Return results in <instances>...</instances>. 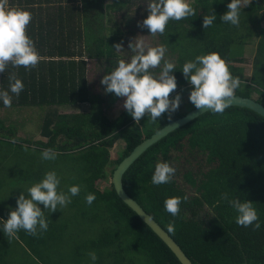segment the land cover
<instances>
[{"label": "trees", "instance_id": "1", "mask_svg": "<svg viewBox=\"0 0 264 264\" xmlns=\"http://www.w3.org/2000/svg\"><path fill=\"white\" fill-rule=\"evenodd\" d=\"M228 2L194 0L190 4L196 15L170 20L163 35H150L149 39L153 46L164 44L165 58L175 62L176 92L190 90L179 70L183 62L215 51L225 59L231 74L240 78V87L234 95L253 98L256 93V100L264 105V0L242 4L238 26L219 18L227 11ZM7 6L31 12L26 33L42 59L34 68L9 65L0 72V88L8 87L12 72L24 84L19 96L13 95L10 107L0 103V137L4 138H0V151L5 149L2 145L8 149L0 159L5 154L9 157L14 145H19L25 154L20 175L23 182H31L35 177L38 181L45 171L52 169L58 175L75 176L68 185L81 187L71 200L70 211L93 233L69 252L64 235L70 228L71 232L74 222L72 217L64 218L59 213L56 218L48 217V229L42 234L33 236L19 230L17 237L22 242H18L19 249L37 264H88L85 260L91 263L88 252L93 250L97 255L95 264H181L118 197L111 180L117 166L137 145L188 112L176 110L170 120L168 114H162L155 122L146 114L136 122L128 112L110 120L102 108L106 99L92 93L87 76L88 61L112 65L118 54L112 46L134 31L130 21L135 15H140L142 20L146 17L145 0H112L111 3L106 0H9ZM212 11L217 18L210 27L204 28L203 15ZM113 18L121 25L115 33L108 25ZM253 40L257 44L248 76L245 51ZM128 43H122L123 48L129 50ZM131 55L130 51L128 59ZM113 67L106 66L105 74ZM152 71L158 73L159 67ZM106 96L114 99L113 93ZM78 104H89L90 110L75 114L59 112L60 107ZM35 109L44 113L40 134L45 140L35 141L32 135L21 132L29 113ZM120 140L125 148L113 161L111 149ZM45 148L56 150L57 158L42 160L40 152ZM174 152L184 153L188 165L195 160L197 167H179L170 182L152 184L155 163L160 160L172 164L176 159ZM3 182L0 179V190ZM100 183L110 185L100 188ZM123 184L126 192L172 236L193 264H264V118L259 114L241 107L203 114L149 148L125 173ZM185 185L194 190L191 195ZM88 192L95 193L90 205L84 200ZM224 192L230 197L251 201L261 227L237 225L235 211L221 199ZM173 196L187 197L181 200L175 217L164 211L163 206L165 198ZM203 211L206 215L201 217ZM170 222L172 232L167 229ZM74 225L80 233V226ZM5 245L3 257L18 251L16 245ZM7 260L10 259H4L2 264H10Z\"/></svg>", "mask_w": 264, "mask_h": 264}, {"label": "clouds", "instance_id": "2", "mask_svg": "<svg viewBox=\"0 0 264 264\" xmlns=\"http://www.w3.org/2000/svg\"><path fill=\"white\" fill-rule=\"evenodd\" d=\"M243 0H229L227 11L219 16L220 20L234 26L240 22ZM147 15L138 26L147 28L150 35H163L170 20L179 21L196 15L195 8L189 0H145ZM247 4H244V6ZM215 12L203 15L202 26L210 27L216 20ZM32 19L30 11L20 8H9L7 0H0V72L11 65L12 68L23 66L34 68L42 59L32 38L26 33V27ZM115 51L123 49L122 44L112 46ZM132 52L129 59H117L110 72L101 77L105 93H113L124 97L123 107L134 121L139 122L147 115L150 121H157L162 114L175 112L181 103V94L176 92L177 82L173 70L177 69L174 61L166 59L167 47L164 44L148 46L143 39L134 38L128 43ZM159 67V72L152 69ZM184 79L190 85L188 100L196 108H205L213 113H222L228 108L234 92L240 87V78L231 74L224 58L212 51L196 55L183 62L179 68ZM8 87L0 88V103L10 107L13 95L19 96L24 88L20 78L12 72L8 77ZM170 93H175L171 97ZM13 142H15L13 140ZM26 147V146H25ZM58 153L53 148H45L40 152L42 160L52 161ZM176 168L168 161L158 160L151 175L154 185L166 184L173 179ZM61 176L56 170L45 171L42 177L23 189L16 197V206H9L7 218L0 217V232L9 239L15 237L19 230L36 236L48 229L49 213L71 203L72 197L80 192L79 184L67 185V190L60 187ZM95 193L88 192L84 196L86 204H92ZM187 197L173 196L165 198L164 211L175 217L180 211V203ZM221 199L235 211V223L244 227L251 225L254 229L261 227L258 213L253 203L247 199L230 197L227 192L221 193ZM43 205V210L39 206ZM169 232L174 230L170 222ZM91 264H95L97 255L89 251Z\"/></svg>", "mask_w": 264, "mask_h": 264}, {"label": "rangeland", "instance_id": "3", "mask_svg": "<svg viewBox=\"0 0 264 264\" xmlns=\"http://www.w3.org/2000/svg\"><path fill=\"white\" fill-rule=\"evenodd\" d=\"M9 1V0H7ZM194 0H189V3H192ZM107 3H111L112 0H106ZM249 2H251V0H243V5L244 4H248ZM114 19V18H113ZM113 19L111 20V23H109L108 25L110 26V30H112L113 33H115V31L117 30V28H121V25L119 23V21L115 18V22L113 21ZM138 21H142L141 16L140 15H135L132 19V21H130L131 24H133V30L131 31L129 34H126V36L122 37L121 41L118 42L120 44H124V42H129L130 40H133L134 38L137 39H143L145 41V44L148 46H153L151 43L152 40L149 39L150 34L148 33L147 28H142L138 26ZM264 26V23H263ZM110 33V32H109ZM154 44V43H153ZM156 44V43H155ZM256 44L257 42L255 40H253V42L251 44H249V46H247L246 51H245V58L248 61V66L246 69V75L250 76L251 72H252V63H253V59L255 56V50H256ZM126 45V43H125ZM127 46V45H126ZM118 54H116L117 58H115L112 63V65H116L117 59H125L127 60L129 57V53L130 51L127 50L126 48H123L119 51H116ZM115 56V57H116ZM109 65L108 62H96V61H88V66H87V76H88V81H89V86L90 89L92 91V93H94L95 95L100 96L102 99L105 98L106 102L103 105V110L105 115L110 119V120H115L117 119L121 114L127 112L124 107H123V101H124V97H117L116 95L113 94L114 99L112 100V98L107 97L106 93L104 92V85H102L100 83L101 77L103 75H105V67L107 66H112ZM181 103L178 107V111L179 112H189L192 108H194V106L190 103V101L188 100V94L189 91L186 93H181ZM253 98L257 99L258 98V94L253 93ZM90 110V106L89 104H78V105H73V106H68V107H60L59 108V112L61 113H70V114H75V113H87ZM44 113H41L40 111H38L37 109L32 110L31 113H29V120L27 121V124L25 125V127L23 128V130L21 131L22 134L23 132L28 133L30 135L33 136L34 140H40L43 137L41 136V125H42V119H43ZM140 122V121H139ZM2 138V137H0ZM1 140H4V138H2ZM45 140V139H42ZM6 141V140H5ZM7 143V142H5ZM5 148V149H3ZM125 148V143L123 141H117L116 144L114 145V147L111 149V159L117 160L121 154L123 149ZM1 149V148H0ZM2 151H0V156L2 157L4 155L3 151H8V149H6V145H2ZM10 149V148H9ZM11 155L9 157L6 156L3 157L2 159H0V164L3 166V170L0 172V179H3V187L0 190V217H3L4 219L7 218V213H8V208L9 206H11L12 208H15L16 206V197L20 194V192L25 189L27 186L31 185L32 183L36 182V177L32 178V181H26L23 182L20 178V175L22 173V170L24 168V164L22 163V161L24 160V155L23 151L20 149L19 145H14V147L11 149ZM174 156L176 157V159L172 162L173 166L176 168V170H179V167L181 169L185 168V167H189V168H196L197 164L195 163V160L192 161V165H188V163L186 162L185 158H187L184 153L180 154L178 152H174ZM191 160V159H190ZM1 166V167H2ZM0 167V168H1ZM205 167V166H203ZM194 170V169H191ZM179 174H181V172L179 171ZM61 176V188H64V190L66 191L67 188L66 186L68 185V181L71 179H75V176ZM181 181H183V178L180 176L179 177ZM109 183H100V188H104L109 186ZM186 188L189 191V194L191 195L193 193L194 190H192L189 185H185ZM73 198V197H72ZM42 210H43V205L40 204L39 205ZM70 204H68L67 206L57 209L54 212L49 213L47 210H45V216L46 218L52 216L54 218H56V215L61 213L63 215L64 218H68L69 216L72 217V221L78 225V227L80 226V233L78 232L77 228H74L75 225L73 223L72 225V230L70 232V229L65 233L64 235V242H65V246H68V251L70 252L73 248V246L78 243V242H82L87 240L88 238H90L93 233L92 230L89 229V227H87L88 225L80 222L78 220H76L73 216V212L70 211ZM208 211V210H206ZM206 211H203L201 213V217H204L206 215ZM87 227L86 230H84V228ZM84 230V233H83ZM91 230V231H90ZM22 244L21 241L18 240L17 235L11 239H9L6 235H4L2 232H0V264H2V262L4 261V259L8 258L10 260H7L8 262H10V264H12L11 260H14L17 264L20 263V261L22 262L21 264H28L30 261L31 264H37L33 259H30L28 255H26L23 251H21L19 248L21 247V245H19V243ZM5 244H10V245H16L18 251L15 254H10L7 257H3L4 254V249H5ZM24 245V243H23ZM68 255H70L68 253ZM70 257V256H68ZM85 258V257H84ZM37 260V259H35ZM27 261V262H25ZM85 263L91 264L89 263L87 260H85Z\"/></svg>", "mask_w": 264, "mask_h": 264}, {"label": "water", "instance_id": "4", "mask_svg": "<svg viewBox=\"0 0 264 264\" xmlns=\"http://www.w3.org/2000/svg\"><path fill=\"white\" fill-rule=\"evenodd\" d=\"M229 107H241L249 109L264 118V105L252 97H244L234 95ZM207 109L193 108L183 117H180L163 128L156 131L151 137L143 140L137 145L132 152L125 157L115 169L111 183L118 197L129 206L138 217L167 245L173 252L181 264H193L191 259L185 254L180 245L172 238V236L149 214L146 210L133 199L125 190L123 177L129 168L152 146L167 137L177 129L189 124L193 120L207 113Z\"/></svg>", "mask_w": 264, "mask_h": 264}]
</instances>
